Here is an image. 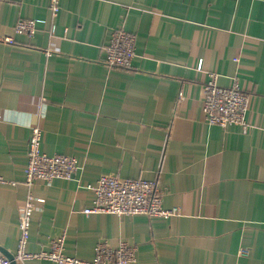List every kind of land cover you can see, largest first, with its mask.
I'll return each mask as SVG.
<instances>
[{"label": "crops", "instance_id": "crops-1", "mask_svg": "<svg viewBox=\"0 0 264 264\" xmlns=\"http://www.w3.org/2000/svg\"><path fill=\"white\" fill-rule=\"evenodd\" d=\"M48 1L0 0V172L13 181L0 183V247L15 255L31 191L44 201L30 252L64 235L65 253L84 259L104 239L134 245L130 264H264V0H61L53 20ZM21 17L55 27L18 34ZM117 26L136 35L130 68L103 63ZM209 72L249 93L247 129L206 121ZM32 125L42 151L76 157L70 178L28 188ZM101 174L155 179L163 207L180 212L85 213Z\"/></svg>", "mask_w": 264, "mask_h": 264}, {"label": "built area", "instance_id": "built-area-1", "mask_svg": "<svg viewBox=\"0 0 264 264\" xmlns=\"http://www.w3.org/2000/svg\"><path fill=\"white\" fill-rule=\"evenodd\" d=\"M61 9V0H49V16L53 20ZM47 17H21L15 22V33L33 36L41 25L49 23L51 29L55 23ZM3 39L12 42L10 35ZM136 35L122 26L114 27L104 45L103 63L107 67L130 68L135 55ZM236 60L239 57H235ZM201 67V61L198 63ZM217 74L209 72V78L204 84L202 111L206 121L211 125L227 127L239 125L247 129L249 124L246 113L249 103V93L243 90L235 78L229 86L217 82ZM42 129L32 125L27 143V163L24 169L25 183L31 189L36 179L51 183L54 178H70L78 169L74 155L63 153H46L41 149ZM0 172V183H11ZM88 186L94 192L93 203L85 207V213H112L119 217L144 214L149 216H171L179 214L178 206L164 208L162 191L155 179L142 177H121L116 174H101L93 184ZM43 197L28 192L20 207V236L18 239L15 261L24 264L25 260L41 258L60 264H130L136 260V247L126 241H120L113 247L104 239L94 245V255L90 259L78 258L64 251V235L51 240L49 249L37 252L27 250L30 236L32 213L36 203L43 202ZM0 264H11L10 260L0 253Z\"/></svg>", "mask_w": 264, "mask_h": 264}, {"label": "water", "instance_id": "water-1", "mask_svg": "<svg viewBox=\"0 0 264 264\" xmlns=\"http://www.w3.org/2000/svg\"><path fill=\"white\" fill-rule=\"evenodd\" d=\"M0 251H2L5 254V256L10 260L11 264H16L14 254H11V253L7 252L2 247H0Z\"/></svg>", "mask_w": 264, "mask_h": 264}]
</instances>
